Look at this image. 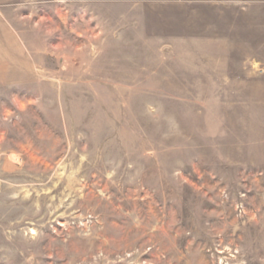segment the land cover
Wrapping results in <instances>:
<instances>
[{
	"label": "rangeland",
	"instance_id": "374dc122",
	"mask_svg": "<svg viewBox=\"0 0 264 264\" xmlns=\"http://www.w3.org/2000/svg\"><path fill=\"white\" fill-rule=\"evenodd\" d=\"M7 1L0 264H264V0L226 46L208 0Z\"/></svg>",
	"mask_w": 264,
	"mask_h": 264
},
{
	"label": "crops",
	"instance_id": "0c3cea01",
	"mask_svg": "<svg viewBox=\"0 0 264 264\" xmlns=\"http://www.w3.org/2000/svg\"><path fill=\"white\" fill-rule=\"evenodd\" d=\"M54 1L55 0H44L41 2L48 4ZM261 1L263 0H208L212 5L217 4L219 7L223 8L221 15L222 25L218 26V28H215L214 25L212 27V44L214 46H219L220 44H224L225 46L230 45L227 44V42H231L230 32L234 31L235 28L240 31V23L242 20L247 22L246 18L251 14L247 13L250 10V5H258ZM11 2L12 1L0 0V99L2 100L15 99L17 97L16 90L22 91L24 72L31 77L34 75V82H38L37 64L33 63V61L24 63L25 58L29 59L28 55L33 59L32 53L36 51L35 45H37V42L32 39L30 44L26 35V28H23L19 23L13 21V18L7 11V3ZM15 2L21 4L20 0ZM38 2L31 0L27 2V4L30 6H37L39 4ZM232 8L237 9V11H232ZM226 10H231L233 13L226 12ZM254 15L256 17L254 24H257L258 18H263L262 11L257 10L254 12ZM42 18L43 17H41V19ZM237 20L240 22L238 25L237 22H234ZM38 25L39 23L37 22L35 27L37 28ZM216 30L217 32H215ZM225 49L226 48H223L222 50ZM8 91L10 94H7Z\"/></svg>",
	"mask_w": 264,
	"mask_h": 264
}]
</instances>
